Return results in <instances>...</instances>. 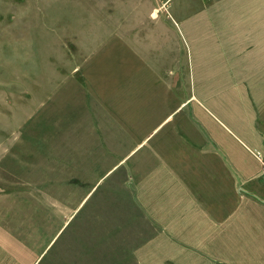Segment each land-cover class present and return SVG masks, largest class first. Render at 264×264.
I'll list each match as a JSON object with an SVG mask.
<instances>
[{"label":"rangeland","instance_id":"obj_1","mask_svg":"<svg viewBox=\"0 0 264 264\" xmlns=\"http://www.w3.org/2000/svg\"><path fill=\"white\" fill-rule=\"evenodd\" d=\"M123 42L170 65L189 108L264 142V56L254 55L264 52V0H0V264L163 263L164 244L131 231L126 175L109 176L82 211L107 218L91 244H78L76 222L65 220L111 171L69 168V145L114 132L90 84L116 73ZM38 198L49 209L54 200L55 238L53 217L36 222Z\"/></svg>","mask_w":264,"mask_h":264},{"label":"crops","instance_id":"obj_2","mask_svg":"<svg viewBox=\"0 0 264 264\" xmlns=\"http://www.w3.org/2000/svg\"><path fill=\"white\" fill-rule=\"evenodd\" d=\"M158 50V56L168 57L166 49ZM120 51L116 73L90 84L114 132L94 133L79 147L69 145V168L111 170L84 190L65 218L76 222L73 234L83 239L78 244H91L88 234L107 228L102 211L81 213L97 187L115 173L126 175L131 231L140 232L146 244H164L162 264H264V142L247 130L233 133L196 104L189 108L187 96L173 91L182 83L187 88L186 82H172L170 65L150 63L148 50L123 42ZM254 55L263 62L264 52ZM164 73L169 79L161 77ZM38 201L36 222L42 224L46 214L53 217L55 238L61 219L52 210L54 200H48L51 209L42 198ZM159 257L148 263L157 264Z\"/></svg>","mask_w":264,"mask_h":264}]
</instances>
